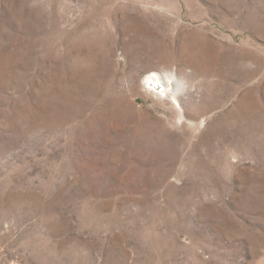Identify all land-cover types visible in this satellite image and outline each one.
Returning a JSON list of instances; mask_svg holds the SVG:
<instances>
[{"label":"rangeland","instance_id":"374dc122","mask_svg":"<svg viewBox=\"0 0 264 264\" xmlns=\"http://www.w3.org/2000/svg\"><path fill=\"white\" fill-rule=\"evenodd\" d=\"M0 264H264V0H0Z\"/></svg>","mask_w":264,"mask_h":264},{"label":"bare ground","instance_id":"6f19581e","mask_svg":"<svg viewBox=\"0 0 264 264\" xmlns=\"http://www.w3.org/2000/svg\"><path fill=\"white\" fill-rule=\"evenodd\" d=\"M147 83L151 87H162L163 90L171 91L172 83L168 80H165L159 73L152 71L145 75Z\"/></svg>","mask_w":264,"mask_h":264}]
</instances>
